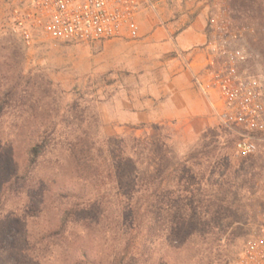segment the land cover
<instances>
[{
    "label": "rangeland",
    "instance_id": "rangeland-1",
    "mask_svg": "<svg viewBox=\"0 0 264 264\" xmlns=\"http://www.w3.org/2000/svg\"><path fill=\"white\" fill-rule=\"evenodd\" d=\"M222 2L244 29L246 68L264 73V0ZM18 3L0 0V264H66L57 232L72 188L113 216L134 186L151 201L156 180L161 212L175 198L181 219L139 264H236L264 210V139L251 156L235 150L237 131L217 118L194 85L197 63L176 47L180 12L152 10L135 38L57 41L38 28L28 46L9 27ZM39 143L43 157L24 181Z\"/></svg>",
    "mask_w": 264,
    "mask_h": 264
},
{
    "label": "built area",
    "instance_id": "built-area-1",
    "mask_svg": "<svg viewBox=\"0 0 264 264\" xmlns=\"http://www.w3.org/2000/svg\"><path fill=\"white\" fill-rule=\"evenodd\" d=\"M160 0H19L10 31L30 46L42 28L57 41L91 42L128 35L138 37L139 16L154 10ZM206 39L199 46L203 61L194 73L197 90L217 118L238 133L235 150L251 156L264 139V73L246 68L251 53L240 42L243 28L213 0ZM236 264H264V210L254 231L244 241Z\"/></svg>",
    "mask_w": 264,
    "mask_h": 264
},
{
    "label": "trees",
    "instance_id": "trees-1",
    "mask_svg": "<svg viewBox=\"0 0 264 264\" xmlns=\"http://www.w3.org/2000/svg\"><path fill=\"white\" fill-rule=\"evenodd\" d=\"M41 144L31 146V157L28 165L22 174V180H27L31 177L33 170L30 166H35L40 157ZM228 166V165H227ZM242 167L238 169V173L234 171V175L242 173ZM87 174L94 175L98 173V168L94 164L90 165L89 169L85 170ZM15 177L14 180L12 178ZM9 186H16L19 179L18 175L13 176ZM97 181V180H96ZM8 182L6 184H8ZM5 184V185H6ZM225 186H219V190L223 197L229 192ZM138 185V184H137ZM76 186V185H74ZM130 191V197L124 201H119L117 205L118 212L113 216H102L100 213L101 204L97 199L82 201L83 197L78 192L79 188L74 187L66 194L65 197L73 196L75 201L71 202L66 208V215L63 218V224L58 230L59 237L63 238L64 248L62 249L63 261L66 264H139V261L147 258V250L152 243H158L164 240L163 229L169 227L170 233L173 232V227L179 223L181 212L179 204L172 202L168 204V209L163 214L162 203L158 195L161 184L155 181L153 184L152 200L146 198L147 189L144 184L134 186ZM174 187V186H173ZM64 190L65 188H61ZM54 195H62L60 188L53 191ZM121 194H118V198ZM218 201H224L223 198H218ZM220 203V202H219ZM213 201L206 206L210 209L213 205L219 204ZM204 204V203H202ZM201 205V203H199ZM103 210V209H102ZM219 221V216L210 218ZM170 225V226H169ZM99 238V239H98ZM101 238V239H100ZM62 240V239H61ZM102 241L99 247V241ZM39 264V261H37Z\"/></svg>",
    "mask_w": 264,
    "mask_h": 264
},
{
    "label": "crops",
    "instance_id": "crops-1",
    "mask_svg": "<svg viewBox=\"0 0 264 264\" xmlns=\"http://www.w3.org/2000/svg\"><path fill=\"white\" fill-rule=\"evenodd\" d=\"M213 2V0H160L157 8L153 10L173 6V10L180 12L178 19L171 22L172 25L178 23V25L186 26L177 36L176 47L181 51L183 59H191L192 62L197 63L198 68L203 61L199 46L206 39V24L212 12ZM151 12L152 10L145 9L139 16V20L149 16Z\"/></svg>",
    "mask_w": 264,
    "mask_h": 264
}]
</instances>
